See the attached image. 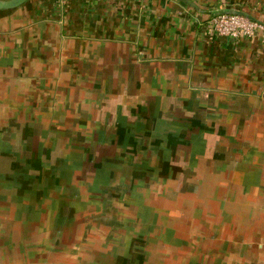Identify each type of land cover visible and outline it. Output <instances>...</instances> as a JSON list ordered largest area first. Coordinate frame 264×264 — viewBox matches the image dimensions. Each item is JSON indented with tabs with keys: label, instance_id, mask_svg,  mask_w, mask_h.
<instances>
[{
	"label": "crops",
	"instance_id": "crops-1",
	"mask_svg": "<svg viewBox=\"0 0 264 264\" xmlns=\"http://www.w3.org/2000/svg\"><path fill=\"white\" fill-rule=\"evenodd\" d=\"M7 1V0H3ZM264 0L0 8V264H264Z\"/></svg>",
	"mask_w": 264,
	"mask_h": 264
},
{
	"label": "built area",
	"instance_id": "built-area-1",
	"mask_svg": "<svg viewBox=\"0 0 264 264\" xmlns=\"http://www.w3.org/2000/svg\"><path fill=\"white\" fill-rule=\"evenodd\" d=\"M63 2L64 0H56ZM209 26L214 34L221 37L238 39L255 37L264 30V25L256 19L237 13H217L212 15ZM261 40L264 42V33Z\"/></svg>",
	"mask_w": 264,
	"mask_h": 264
},
{
	"label": "water",
	"instance_id": "water-1",
	"mask_svg": "<svg viewBox=\"0 0 264 264\" xmlns=\"http://www.w3.org/2000/svg\"><path fill=\"white\" fill-rule=\"evenodd\" d=\"M26 0H7V1H3V0H0V8H4V9H7V8H14V7H17L19 5H21L22 3H24ZM217 13H237V14H242L238 11H225V10H222V11H217L215 13H213L212 15H215ZM245 15V14H243ZM248 16V15H246ZM250 17V16H248ZM252 18V17H250Z\"/></svg>",
	"mask_w": 264,
	"mask_h": 264
},
{
	"label": "rangeland",
	"instance_id": "rangeland-1",
	"mask_svg": "<svg viewBox=\"0 0 264 264\" xmlns=\"http://www.w3.org/2000/svg\"><path fill=\"white\" fill-rule=\"evenodd\" d=\"M54 1H56V0H54ZM56 2H58V1H56Z\"/></svg>",
	"mask_w": 264,
	"mask_h": 264
}]
</instances>
